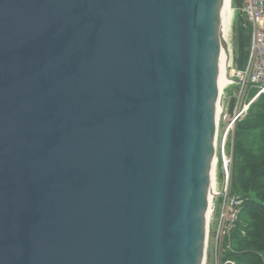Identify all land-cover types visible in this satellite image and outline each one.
<instances>
[{"label":"water","instance_id":"water-1","mask_svg":"<svg viewBox=\"0 0 264 264\" xmlns=\"http://www.w3.org/2000/svg\"><path fill=\"white\" fill-rule=\"evenodd\" d=\"M224 0H0V264H204Z\"/></svg>","mask_w":264,"mask_h":264},{"label":"rangeland","instance_id":"rangeland-1","mask_svg":"<svg viewBox=\"0 0 264 264\" xmlns=\"http://www.w3.org/2000/svg\"><path fill=\"white\" fill-rule=\"evenodd\" d=\"M231 4L233 15L231 22L228 25L227 40L230 44L229 48L231 51V61L233 62V65L237 67L239 66L237 64V61H233V59L237 57V32H246L250 30L245 20L243 21L244 18L242 19L241 12L236 9V4L233 0ZM222 60L223 52L221 62ZM221 67L224 70V67ZM228 70L229 67L227 65V71L225 75L223 74V71H221L220 73V76L225 80L228 79ZM226 84L227 82L222 85V88L219 87L220 93H222V91L226 88ZM257 92L258 89L254 87H248L247 92H244L242 90V87L239 84H236L224 90L222 95L220 96V126L217 131L214 161L215 179L213 178V185L211 190H214L217 184L221 189L223 187H226L227 185L229 188H231V190L234 191H237L239 187L243 186L242 177L245 175L246 170L250 168L252 159L250 160L249 157H246V155L242 153V149L238 148V145L240 146L241 144L243 147H249V143L244 144V142L241 141L244 138L242 132L244 125L242 124L246 122L250 117V110L252 106L255 103L259 102L261 99L260 96H256ZM233 100H235V104ZM236 103H238L236 110L237 112L235 111ZM244 104L248 105V109L243 113V116L236 120L234 124H230V119L234 117L235 112L237 114L240 110H243V108H245ZM231 107H233L232 110ZM259 183L264 185L263 182ZM214 229L215 227L213 225L211 228V233H213ZM230 241H232V243H230ZM238 243L239 242H234L233 239H226L225 242L222 243V248L219 247L218 250L216 249V243L211 236L207 241L206 258L204 264H256L253 257L247 254L248 250L243 246L244 244L240 242L238 245ZM241 254H243V257L240 256Z\"/></svg>","mask_w":264,"mask_h":264},{"label":"trees","instance_id":"trees-1","mask_svg":"<svg viewBox=\"0 0 264 264\" xmlns=\"http://www.w3.org/2000/svg\"><path fill=\"white\" fill-rule=\"evenodd\" d=\"M233 1L239 11L242 0ZM249 30L237 32V57L234 60L237 61L239 68L245 65L249 56L250 26ZM260 97V101L252 106L248 120L242 124L244 138L241 141L244 144L249 143V147L240 144L238 148L242 149L246 157L252 159V163L242 177L243 186L237 191L232 190L233 193L247 197V201L229 237L236 243L244 244L248 250L247 254L253 257L256 264H264V185L259 183H264V94ZM240 256L243 257V254Z\"/></svg>","mask_w":264,"mask_h":264},{"label":"built area","instance_id":"built-area-1","mask_svg":"<svg viewBox=\"0 0 264 264\" xmlns=\"http://www.w3.org/2000/svg\"><path fill=\"white\" fill-rule=\"evenodd\" d=\"M239 11L251 28L249 56L242 68L235 67L232 62L229 67L230 71L228 70L230 82L227 84L226 89L232 85L239 84L242 90L247 92L248 87H254L258 89L256 96L259 97L264 94V0H242ZM237 105L238 103L235 105V111L237 110ZM244 107L237 114V111L233 110L235 114L230 119V124H234L236 120L243 116V113L248 109V105L244 104ZM219 126L218 120V129ZM246 201L247 197L233 193L227 185L221 189L217 184L216 188L211 190L208 208L210 216L207 222V241L212 236L216 243V249L222 248V243L229 239ZM213 225L215 229L211 233Z\"/></svg>","mask_w":264,"mask_h":264},{"label":"bare ground","instance_id":"bare-ground-1","mask_svg":"<svg viewBox=\"0 0 264 264\" xmlns=\"http://www.w3.org/2000/svg\"><path fill=\"white\" fill-rule=\"evenodd\" d=\"M232 0H224L223 1V24H222V27H221V31H222V40H223V60L221 62V66L224 67V70L222 69V67L220 66V73L221 71H223V74L225 75L226 71H227V65L228 67H230L232 65V58H231V51H230V44L227 40V32H228V25L229 23L231 22V19H232V4H231ZM223 25H224V31H223ZM221 57H222V53H221ZM227 63V64H226ZM227 77L228 79L225 80L224 78H222L220 76V79H219V87L222 88V85L227 82V84H229L230 82V78H229V74H227ZM226 84V86H227ZM226 90V88L224 89ZM223 90V91H224ZM222 91V93H223ZM222 93H220V89H219V96L222 95ZM219 117H220V108L218 109V120H219ZM215 161V159H214ZM214 173H215V167H214ZM213 178L215 179V174L212 175V179H211V188H212V185H213ZM209 214V212H208ZM210 216V214H209Z\"/></svg>","mask_w":264,"mask_h":264}]
</instances>
